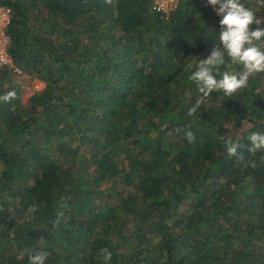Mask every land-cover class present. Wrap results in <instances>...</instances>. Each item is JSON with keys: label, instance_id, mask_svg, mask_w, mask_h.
<instances>
[{"label": "trees", "instance_id": "1", "mask_svg": "<svg viewBox=\"0 0 264 264\" xmlns=\"http://www.w3.org/2000/svg\"><path fill=\"white\" fill-rule=\"evenodd\" d=\"M241 2L264 17L261 0ZM0 3L21 71L0 67V95L17 93L0 102V264L37 251L46 264H105L104 249L108 264H264V152L247 150L264 133V73L187 115L201 97L189 76L219 38L207 0H177L167 15L153 0ZM224 71L243 68L217 79ZM24 73L44 83L27 105L13 81ZM229 137L243 162L227 155Z\"/></svg>", "mask_w": 264, "mask_h": 264}, {"label": "clouds", "instance_id": "2", "mask_svg": "<svg viewBox=\"0 0 264 264\" xmlns=\"http://www.w3.org/2000/svg\"><path fill=\"white\" fill-rule=\"evenodd\" d=\"M112 4L113 0H105ZM264 4V0H261ZM207 5L221 17L218 43L213 44L210 54L200 59L197 69L189 76V80L195 82L201 97L188 109L187 115L193 116L207 98L214 91H223L227 97H232L239 90L248 87L252 75L264 73V17H258L250 8L246 7L241 0H207ZM218 6V7H217ZM255 25V27H253ZM12 60V59H11ZM13 63V62H12ZM240 65L243 72L236 74L231 71H224L220 79H217L219 68H232ZM17 98L15 91H9L0 95V102L10 103ZM177 132H184L189 143L194 142L195 134L185 128L176 129ZM250 146L248 152L255 155L256 152H264V133L252 132L248 136ZM224 145L229 157H236L243 162L244 157L240 151L242 145L239 141H233L230 137L224 139ZM245 167H257L255 161H250ZM67 207L65 197H60L57 207L56 219L52 222L53 229H58L64 218V211ZM38 205L32 204L28 207L29 214L37 212ZM14 217V216H10ZM105 264L111 260V251H102ZM49 253L37 251L29 254V264H46Z\"/></svg>", "mask_w": 264, "mask_h": 264}, {"label": "built area", "instance_id": "3", "mask_svg": "<svg viewBox=\"0 0 264 264\" xmlns=\"http://www.w3.org/2000/svg\"><path fill=\"white\" fill-rule=\"evenodd\" d=\"M176 3L177 0H153L152 9L157 13H165V15H167L172 9L175 8ZM10 21V7L0 3V67L8 66L9 68H12L13 71L21 73L20 69L12 63L11 57L7 51L9 44L7 28L10 24Z\"/></svg>", "mask_w": 264, "mask_h": 264}, {"label": "rangeland", "instance_id": "4", "mask_svg": "<svg viewBox=\"0 0 264 264\" xmlns=\"http://www.w3.org/2000/svg\"><path fill=\"white\" fill-rule=\"evenodd\" d=\"M15 84H19L21 88V102L25 105H27L28 98L30 95L36 91H40L44 83L36 78H30L27 74H23L20 77H15V80H13ZM250 126V123H244L240 127L239 131H242L243 129Z\"/></svg>", "mask_w": 264, "mask_h": 264}]
</instances>
